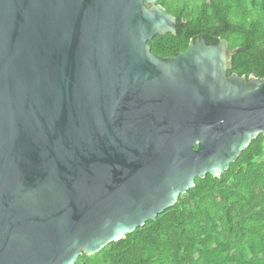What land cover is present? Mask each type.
Returning <instances> with one entry per match:
<instances>
[{
	"label": "water",
	"instance_id": "1",
	"mask_svg": "<svg viewBox=\"0 0 264 264\" xmlns=\"http://www.w3.org/2000/svg\"><path fill=\"white\" fill-rule=\"evenodd\" d=\"M156 1L0 0V264H75L264 138V79L151 53Z\"/></svg>",
	"mask_w": 264,
	"mask_h": 264
},
{
	"label": "trees",
	"instance_id": "2",
	"mask_svg": "<svg viewBox=\"0 0 264 264\" xmlns=\"http://www.w3.org/2000/svg\"><path fill=\"white\" fill-rule=\"evenodd\" d=\"M175 34L148 43L175 57L190 41L227 42V75L264 79V0H157ZM75 264H264V138L258 135L218 177L194 186L154 220Z\"/></svg>",
	"mask_w": 264,
	"mask_h": 264
},
{
	"label": "flooded vegetation",
	"instance_id": "3",
	"mask_svg": "<svg viewBox=\"0 0 264 264\" xmlns=\"http://www.w3.org/2000/svg\"><path fill=\"white\" fill-rule=\"evenodd\" d=\"M152 53V52H151ZM155 55V54H154ZM157 56V55H156ZM159 57H162V56H159ZM165 58V57H164ZM231 59V58H230ZM230 68V67H229ZM227 73V72H226ZM228 76V75H227Z\"/></svg>",
	"mask_w": 264,
	"mask_h": 264
}]
</instances>
